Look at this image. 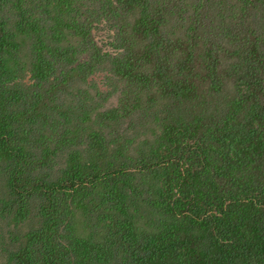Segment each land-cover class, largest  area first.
<instances>
[{
    "label": "trees",
    "instance_id": "trees-1",
    "mask_svg": "<svg viewBox=\"0 0 264 264\" xmlns=\"http://www.w3.org/2000/svg\"><path fill=\"white\" fill-rule=\"evenodd\" d=\"M0 264H264V0H0Z\"/></svg>",
    "mask_w": 264,
    "mask_h": 264
}]
</instances>
